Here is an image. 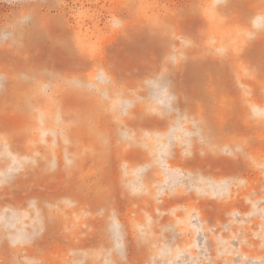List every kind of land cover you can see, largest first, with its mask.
Segmentation results:
<instances>
[{"label": "rangeland", "instance_id": "1", "mask_svg": "<svg viewBox=\"0 0 264 264\" xmlns=\"http://www.w3.org/2000/svg\"><path fill=\"white\" fill-rule=\"evenodd\" d=\"M0 264H264V0H0Z\"/></svg>", "mask_w": 264, "mask_h": 264}]
</instances>
